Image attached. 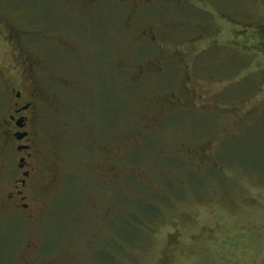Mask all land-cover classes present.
<instances>
[{"label": "rangeland", "instance_id": "1", "mask_svg": "<svg viewBox=\"0 0 264 264\" xmlns=\"http://www.w3.org/2000/svg\"><path fill=\"white\" fill-rule=\"evenodd\" d=\"M10 79L0 264H264V0H0V120Z\"/></svg>", "mask_w": 264, "mask_h": 264}, {"label": "flooded vegetation", "instance_id": "2", "mask_svg": "<svg viewBox=\"0 0 264 264\" xmlns=\"http://www.w3.org/2000/svg\"><path fill=\"white\" fill-rule=\"evenodd\" d=\"M8 82L10 106L0 120V128L7 143L14 148L18 175L12 180V188L5 196V203L13 206V209L28 211L30 204L27 202L29 195L26 194V189L37 170L33 160V134L38 116L37 99H40L41 92L31 90V93L27 94L16 85L14 79Z\"/></svg>", "mask_w": 264, "mask_h": 264}]
</instances>
